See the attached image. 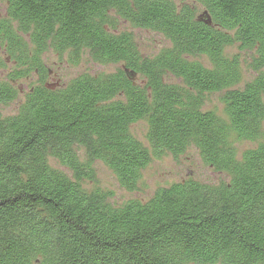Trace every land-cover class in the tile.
<instances>
[{
    "label": "trees",
    "instance_id": "1",
    "mask_svg": "<svg viewBox=\"0 0 264 264\" xmlns=\"http://www.w3.org/2000/svg\"><path fill=\"white\" fill-rule=\"evenodd\" d=\"M0 5V106L37 77L0 110V264H264V0ZM119 21L169 46L146 56ZM50 51L116 67L47 84ZM213 93L223 116L203 109ZM238 141L256 146L239 157ZM189 149L218 182L190 175L122 202L99 186L95 162L132 193L153 159Z\"/></svg>",
    "mask_w": 264,
    "mask_h": 264
},
{
    "label": "rangeland",
    "instance_id": "2",
    "mask_svg": "<svg viewBox=\"0 0 264 264\" xmlns=\"http://www.w3.org/2000/svg\"><path fill=\"white\" fill-rule=\"evenodd\" d=\"M3 8V5H0V9L3 10ZM118 29L132 31L140 51L146 56H153L162 48L169 46L168 41L160 34L149 30L130 28V26L123 21H119ZM227 51L235 52L236 49L229 48ZM70 55V51H65L61 55L51 51L44 54L43 62L48 71V76L46 77L47 84L60 85L84 72L92 74L108 73L114 71L116 67L115 65L95 64L84 52H81L77 62L73 63L70 60ZM8 69H11V64H8ZM253 75L254 74L250 71L245 70L243 82L252 79ZM36 80L37 77L35 75H31L28 80H19L18 87L20 89V96L16 102L7 106H0V110L3 114H11L16 110L18 103L23 100V92L30 86L35 85ZM171 81L174 80L171 78ZM243 82L235 86V88H240ZM203 109L214 110L219 116H223V104L220 101V94H208ZM131 132H133L139 140L143 141L145 138L146 125L143 122L135 123L131 126ZM255 146L256 142L238 141L235 143V149L239 157L243 151L254 148ZM51 164L57 165L53 160H51ZM95 166L98 173L97 178L99 186L112 190L114 193V200L117 202H122L130 198L145 200L150 197L158 187L167 186L190 175L201 181L212 183L218 182L220 178L219 174L202 164L196 151L193 149H189L177 159L171 156L153 159L142 172L138 190L132 193L121 190L110 171L101 162H95Z\"/></svg>",
    "mask_w": 264,
    "mask_h": 264
},
{
    "label": "water",
    "instance_id": "3",
    "mask_svg": "<svg viewBox=\"0 0 264 264\" xmlns=\"http://www.w3.org/2000/svg\"><path fill=\"white\" fill-rule=\"evenodd\" d=\"M210 21L208 20V23H209ZM126 72H127V74H128V77H129V79L130 80H135V74L132 72V71H127L126 70Z\"/></svg>",
    "mask_w": 264,
    "mask_h": 264
}]
</instances>
